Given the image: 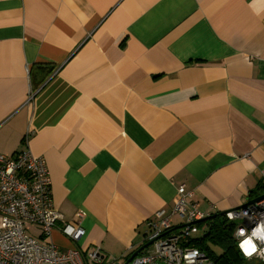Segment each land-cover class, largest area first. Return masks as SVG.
Returning a JSON list of instances; mask_svg holds the SVG:
<instances>
[{"label": "crops", "instance_id": "1", "mask_svg": "<svg viewBox=\"0 0 264 264\" xmlns=\"http://www.w3.org/2000/svg\"><path fill=\"white\" fill-rule=\"evenodd\" d=\"M26 148L106 260L181 185L213 214L261 196L264 0H0V154Z\"/></svg>", "mask_w": 264, "mask_h": 264}, {"label": "built area", "instance_id": "2", "mask_svg": "<svg viewBox=\"0 0 264 264\" xmlns=\"http://www.w3.org/2000/svg\"><path fill=\"white\" fill-rule=\"evenodd\" d=\"M191 196L185 185L179 186L172 212L160 208L146 221L147 230L141 244H150L129 264H216L192 244L198 233L207 230L206 221L213 212L201 211L190 202ZM85 214L80 209L76 212L77 221L64 218L54 201L51 173L44 156L35 155L29 148L13 155L0 154V264H114L120 261L118 258L106 260L100 245L90 251L84 245L87 231L80 219ZM173 215L182 220L179 225L173 223ZM225 216L228 221L237 222L235 238L243 255L264 264V240L253 236L257 229L264 232V197L229 210ZM32 227L41 231V237L30 234ZM55 231L72 245L57 244L53 238ZM248 238L255 244L251 254L243 250V241Z\"/></svg>", "mask_w": 264, "mask_h": 264}, {"label": "trees", "instance_id": "3", "mask_svg": "<svg viewBox=\"0 0 264 264\" xmlns=\"http://www.w3.org/2000/svg\"><path fill=\"white\" fill-rule=\"evenodd\" d=\"M262 188L264 189L263 183ZM206 222L208 228L200 236H195L192 240L194 246L209 255L216 264H257L256 260L246 258L237 244V222L228 221L225 215ZM213 246H217L219 251L214 250Z\"/></svg>", "mask_w": 264, "mask_h": 264}, {"label": "water", "instance_id": "4", "mask_svg": "<svg viewBox=\"0 0 264 264\" xmlns=\"http://www.w3.org/2000/svg\"><path fill=\"white\" fill-rule=\"evenodd\" d=\"M263 197H264V194H262L261 196H259V197H256V198H253V199H251V200H249L248 202H246L245 204H243L242 206H240V207H245V206H247V205H249V204H251V203H253V202H255V201H259V200H261V199H263ZM225 213L226 212H222V213H216V214H213V215H211V216H209V218H207L208 220L209 219H212V218H214V217H217V216H222V215H225ZM150 243H146V244H143L142 246H140L126 261H124L123 263L122 262H120V261H118V262H115L114 264H129L130 263V261L135 257V256H137L138 254H140L141 252H143L144 251V249L145 248H147L148 247V245H149ZM254 260H256L257 261V264L259 263V260L258 259H256V258H254Z\"/></svg>", "mask_w": 264, "mask_h": 264}, {"label": "clouds", "instance_id": "5", "mask_svg": "<svg viewBox=\"0 0 264 264\" xmlns=\"http://www.w3.org/2000/svg\"><path fill=\"white\" fill-rule=\"evenodd\" d=\"M253 236L264 240V232H261L259 229L254 231ZM243 250L246 254H251L255 251V244L253 243L252 238H248L243 241Z\"/></svg>", "mask_w": 264, "mask_h": 264}, {"label": "rangeland", "instance_id": "6", "mask_svg": "<svg viewBox=\"0 0 264 264\" xmlns=\"http://www.w3.org/2000/svg\"><path fill=\"white\" fill-rule=\"evenodd\" d=\"M263 193H264V192H262V194H263ZM30 234H31V235H34V233H33L32 231L30 232ZM201 234H202V232L198 233L197 235L200 236ZM213 248H214V250L219 251V248H218L217 246H213ZM244 256H245V255H244Z\"/></svg>", "mask_w": 264, "mask_h": 264}]
</instances>
